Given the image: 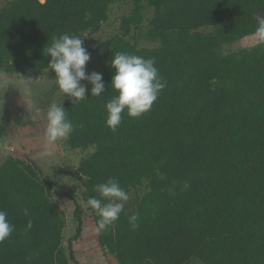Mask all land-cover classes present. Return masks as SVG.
Masks as SVG:
<instances>
[{
    "label": "trees",
    "instance_id": "obj_1",
    "mask_svg": "<svg viewBox=\"0 0 264 264\" xmlns=\"http://www.w3.org/2000/svg\"><path fill=\"white\" fill-rule=\"evenodd\" d=\"M116 1L7 0L0 71L46 70L51 57L43 50L54 37L97 32ZM130 1L105 41L109 57L97 72L105 92L92 97L90 88L88 99L55 102L74 126L66 146L89 151L76 166L82 201L32 158L6 155L0 210L14 231L0 242V264H80L73 243L90 231L84 205L109 178L135 201L105 232L95 231L108 264H264V45L254 38L264 0ZM117 52L154 58L166 87L149 112L125 113L112 131L105 104L118 94L110 86ZM9 124L0 120V135ZM54 189L74 204L67 245ZM90 217L95 230L99 217Z\"/></svg>",
    "mask_w": 264,
    "mask_h": 264
},
{
    "label": "rangeland",
    "instance_id": "obj_2",
    "mask_svg": "<svg viewBox=\"0 0 264 264\" xmlns=\"http://www.w3.org/2000/svg\"><path fill=\"white\" fill-rule=\"evenodd\" d=\"M6 1L0 0V6ZM131 6L130 0H117L111 7L109 19L97 32H85L80 36L84 41L83 46L91 55L86 65L87 74L98 72L101 65L108 60L109 52L105 41L118 31L120 17L128 13ZM245 42L246 40L241 43ZM241 43L236 42L231 47H226L228 49L225 51L237 49ZM29 79L31 81H26ZM55 83V73L51 69L27 70L21 73L0 71V120L8 119L10 122L4 133L0 135V163L8 154L32 158L45 174L51 175L59 183L73 190L75 197L82 201L78 191L80 179L76 173V166L81 157L89 151L70 149L66 146L65 139L51 148L46 145L45 128L48 107L64 97L59 89H52ZM81 83L85 84L87 90L92 87L87 81ZM35 108L39 109L40 117L34 121L31 117ZM46 152L50 154L46 155ZM52 194L54 201L64 210L66 227L63 232V243L67 245V239L75 233L74 204L60 189H54ZM128 194L129 200L124 207L130 206L135 201L134 193ZM84 209L86 210L85 220H87L85 231H90L74 241V253L78 256L80 264H108L102 252L96 250V234L90 217L92 210L86 205ZM191 264L199 263L193 261Z\"/></svg>",
    "mask_w": 264,
    "mask_h": 264
},
{
    "label": "clouds",
    "instance_id": "obj_3",
    "mask_svg": "<svg viewBox=\"0 0 264 264\" xmlns=\"http://www.w3.org/2000/svg\"><path fill=\"white\" fill-rule=\"evenodd\" d=\"M254 38L256 44L264 45V19L258 21ZM83 45L84 41L80 36L62 34L54 37L51 44L43 50L45 56L51 57L47 69L54 71L58 89L64 97L67 95L73 98L74 104L88 99L86 98L87 89L85 84L81 83L82 81H87L92 85L90 89L92 97H100L105 92L102 74L86 73V65L91 55ZM155 63L154 58L145 59L123 52L113 55L110 67L114 69V74L110 86L118 94L105 104L106 125L112 131H116L125 113L131 118H138L149 112L166 87V82H162ZM26 81H31V79ZM39 117L40 111L35 108L31 118L35 121ZM46 121L45 140L49 148L67 139L74 131L73 123L68 118V112L62 106V102L52 103L48 107ZM45 154L48 155L50 152ZM94 191L98 193V197L91 196L87 199L86 205L99 217L95 231L100 234L119 219L125 203L129 200V194L114 178L97 184ZM27 214L28 210L25 209V215ZM138 220V213H133L128 217L133 230L138 227ZM29 226H31V221H29ZM13 231L14 226L8 220L6 211L0 210V242L8 239Z\"/></svg>",
    "mask_w": 264,
    "mask_h": 264
},
{
    "label": "water",
    "instance_id": "obj_4",
    "mask_svg": "<svg viewBox=\"0 0 264 264\" xmlns=\"http://www.w3.org/2000/svg\"><path fill=\"white\" fill-rule=\"evenodd\" d=\"M261 19H264V16H262L261 18H259V20H261Z\"/></svg>",
    "mask_w": 264,
    "mask_h": 264
}]
</instances>
